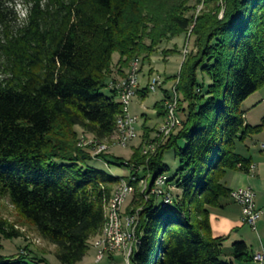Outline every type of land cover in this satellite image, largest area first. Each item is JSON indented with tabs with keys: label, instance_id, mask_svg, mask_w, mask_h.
I'll return each mask as SVG.
<instances>
[{
	"label": "trees",
	"instance_id": "1",
	"mask_svg": "<svg viewBox=\"0 0 264 264\" xmlns=\"http://www.w3.org/2000/svg\"><path fill=\"white\" fill-rule=\"evenodd\" d=\"M20 1L23 18L15 0H0V198L55 247L59 264H78L121 181L89 165L103 161L135 178L126 179L128 214H138L129 264L251 262L242 241L224 254L226 238L212 235L209 209L229 199L227 173L250 171L237 146L264 129V118L250 126L242 110L264 87V0H204L196 17L187 0ZM189 31L193 50L176 86L181 127L158 151L141 157L137 148L126 162L106 161L77 146L76 128L97 141L115 134L122 108L113 93L102 94L111 75L123 78L133 60H148L162 42ZM167 150L181 165L172 178L162 162ZM162 175L178 191L167 206L150 195ZM18 238L0 218V241ZM27 260L48 264L0 254V264Z\"/></svg>",
	"mask_w": 264,
	"mask_h": 264
},
{
	"label": "rangeland",
	"instance_id": "2",
	"mask_svg": "<svg viewBox=\"0 0 264 264\" xmlns=\"http://www.w3.org/2000/svg\"><path fill=\"white\" fill-rule=\"evenodd\" d=\"M16 1V13L23 18L25 15L24 8L22 6V2L20 0ZM188 7H193L190 11V14L193 13L196 17L200 11L204 8V0H187ZM190 39V31L187 35H181L179 37L170 38L167 41L162 42L156 48V52L152 54V56L141 62V58H138L140 62V72L138 76V88L136 90L135 96L131 99L128 110L131 116H135L137 118L134 128L136 133V138L128 144V147L121 148L115 144L114 135L109 139H105L102 141H97L93 138L92 135L87 133H83L80 129L76 128V132L78 134V145L79 147H83L84 149L91 150L92 157H97L95 152V145H105L107 150L100 155H105L108 158L106 161H115V159H121L126 162L130 159L135 149H139V155L141 157L143 151L145 150V145L148 142H153L157 145L160 138L157 139L156 132L160 129L163 124L165 114L164 110V100L165 96L169 93L171 86L174 83L178 82L177 75L179 73L180 66L184 61L185 57L190 53L192 49V43ZM117 59V55H113V63H115ZM131 64V63H130ZM115 74V73H114ZM111 75L110 82H118L123 78H118L117 75ZM159 76L162 81L161 89H157L155 92H149L147 90V82L150 76ZM177 79V80H176ZM175 80V81H174ZM177 86V85H176ZM147 91L145 98L139 97L137 95L138 91ZM113 93L115 95L114 101L120 104L117 95L111 91L108 85L106 89L102 91V94L108 97H111ZM167 94V95H166ZM165 95V96H164ZM264 87L256 92L254 95L250 96L243 104L242 110L245 113V119L249 124H258V114H261V118H264ZM178 103V102H177ZM256 103H263L258 106ZM254 104H256L254 107ZM163 105V106H162ZM179 106L177 104V115H178ZM179 117V115H178ZM118 119V118H117ZM116 119V120H117ZM257 119V120H256ZM261 121V119H260ZM256 122V123H254ZM264 129L262 130V132ZM264 133V132H263ZM154 135V136H153ZM82 137V138H81ZM151 137H153L151 139ZM149 138V139H148ZM148 139V141H146ZM151 139V140H150ZM85 140V141H84ZM89 142H88V141ZM93 142V143H92ZM104 142V143H103ZM111 142V143H110ZM143 142V143H142ZM82 143V144H81ZM145 143V145H144ZM147 143V144H146ZM87 144V145H86ZM183 147V144H180ZM88 146V147H87ZM162 146V145H161ZM157 147L158 149L161 147ZM156 148V152L158 151ZM144 149V150H143ZM155 152V153H156ZM99 155V156H100ZM258 156V155H257ZM256 156V157H257ZM163 164L168 168L167 177L172 178L175 173L181 169V165L179 161L175 158L172 150H167L163 153L162 158ZM90 166L100 169L104 172L112 173L113 176L121 178V181L116 186L115 190L118 188L120 183L126 182V179L129 177V170L127 168H118L106 165V162L103 161H92L89 163ZM135 171L140 172V168ZM140 188V187H139ZM170 191L173 195H175L178 191L175 188L169 187ZM114 190V191H115ZM174 190V191H173ZM142 193V189L140 188ZM133 193L125 203L122 205L121 209L122 215L127 216L129 204L131 202V197ZM148 197V196H147ZM230 200V199H229ZM231 201V200H230ZM232 202V201H231ZM131 215H135L138 218L137 211H134ZM0 218L7 221L16 231L20 233V238L13 240H4L0 241L2 249L0 254L5 257H14L17 254L29 255V258H35V260H44L48 264H59L55 258V247L43 241L38 237L36 232L29 227L17 214L15 209L10 205L6 198H0ZM100 234L90 242L89 250L86 253L83 260L78 264H96V250L92 244L100 237ZM229 242L224 245V254H226L229 250ZM112 254H106L105 257L98 263L101 264L106 257H109ZM114 264H126V260H124V256L122 253L115 252L113 253ZM223 259V257H222ZM28 264H31V260L26 261ZM35 264H43V263H35ZM129 264V260H128Z\"/></svg>",
	"mask_w": 264,
	"mask_h": 264
},
{
	"label": "bare ground",
	"instance_id": "3",
	"mask_svg": "<svg viewBox=\"0 0 264 264\" xmlns=\"http://www.w3.org/2000/svg\"><path fill=\"white\" fill-rule=\"evenodd\" d=\"M139 72H140V62L137 59L133 60L131 64L128 66L126 76L123 79L119 80L116 83L110 82L109 84H107L110 90L111 91L113 90V92L117 95L122 108V115L117 119L115 125V134H114L115 144H117L118 140L120 139V131H121L122 141H129L130 143L136 138L134 125L137 118L135 116L130 115V118H132L130 124L128 106L133 96H130V94H119L116 88H112L111 85L112 83L117 84L118 90H127L129 86L130 93L135 95L136 90L138 88ZM147 83L148 84L146 87L149 92H155L157 89H161L162 86V81L160 77L157 75L156 76L151 75L148 78ZM176 85L177 82L171 86L170 90L168 91L169 94L168 95L166 94L167 96L164 95L165 99L162 100V103L164 102L165 113H163V115L165 114V118L160 129L155 131L157 139L158 138L160 139L157 145L154 143L155 141L150 143L148 142V144L146 143L147 145H145L144 143L145 150L143 149L144 151L142 153L143 154L142 156L144 157H149L153 155L156 152V148L163 145V143L168 139L170 134L179 128L177 127V125L181 124L180 119L177 115V110H175L178 104L177 103L178 94L176 90ZM126 101H128V103H126ZM152 138L153 137H151V139ZM148 139H146V141H148ZM121 148H126V147H121ZM106 150H107L106 147L99 149V154H103ZM130 180L134 181L135 178L132 177L130 178ZM137 182L143 192L147 188L146 179L141 178ZM167 184H168L167 177L165 175H162L154 180L152 187H158L159 191H167L169 188ZM131 193H132V186H130L126 182L120 183V185L113 192L111 199L108 201V203L104 208L105 221L101 229V235L95 241V243L92 244L93 247H95V250H102V252H100L99 258H97L96 260L97 262L96 264H98L105 257L106 254H113L115 252L122 253L123 256L125 257L124 260H126V264H128L129 256H128L127 248L133 250V247L136 243V238H135L136 219L135 217H132V215H127V216L122 215L124 213H121V209L123 208L122 205L125 203L127 198L131 196ZM155 197L159 198L162 201L163 206L170 205L173 199L172 194H171V200L169 201H164V198L160 196H155ZM127 221H128V225H127ZM122 236H123V242H122Z\"/></svg>",
	"mask_w": 264,
	"mask_h": 264
},
{
	"label": "crops",
	"instance_id": "4",
	"mask_svg": "<svg viewBox=\"0 0 264 264\" xmlns=\"http://www.w3.org/2000/svg\"><path fill=\"white\" fill-rule=\"evenodd\" d=\"M137 95L139 97L143 96L141 91H138ZM256 104L259 106L263 103ZM256 104H252L253 106L251 107H254ZM260 115L258 114V124L260 123V119H262ZM246 124L250 126L258 125L249 124L247 121ZM263 132L237 146V153L251 161L252 166L250 171L248 173L239 171L229 172L223 179V184L229 191L250 189L254 193L256 208L262 213L261 218L256 222L255 229L252 230L242 222L240 207L229 199L223 202L222 208L209 209L212 235L214 237L226 238L224 245L228 242L230 246L234 242H244L252 256L260 253L264 254V151L260 147L264 142ZM112 255L106 257L101 264H114ZM235 264L258 263L251 261L235 262Z\"/></svg>",
	"mask_w": 264,
	"mask_h": 264
},
{
	"label": "built area",
	"instance_id": "5",
	"mask_svg": "<svg viewBox=\"0 0 264 264\" xmlns=\"http://www.w3.org/2000/svg\"><path fill=\"white\" fill-rule=\"evenodd\" d=\"M111 86L112 88H116L119 94H130V96H135L134 94L130 93L129 86L127 90H118L117 84L112 83ZM126 103H128V101H126ZM175 110H177V108H175ZM129 120L131 124L132 118H130V113H129ZM177 127L180 128L181 125H177ZM128 144H129V141H122L121 131H120V139L118 140V143L116 145H118L119 147H128ZM95 147H96L95 152H94L95 155H99V149L105 148V146L99 145V144L95 145ZM260 147L264 151V142L260 145ZM150 195L163 197L164 201L171 200L170 188H168L167 191H159L158 187H152L150 190ZM229 199L240 207L242 222L248 225L252 230H254L256 222L261 218V215H262L261 211L256 208L254 193L250 189L233 190L229 192ZM132 217H135L136 225H137V222H138L137 216L132 215ZM127 225H128V221H127ZM122 242H123V236H122ZM127 250H128V256H130L132 253V250L128 248ZM100 252H102V250H96V254H97L96 260L97 258H99ZM252 261L258 264H264V254L260 253V254L253 255Z\"/></svg>",
	"mask_w": 264,
	"mask_h": 264
},
{
	"label": "water",
	"instance_id": "6",
	"mask_svg": "<svg viewBox=\"0 0 264 264\" xmlns=\"http://www.w3.org/2000/svg\"><path fill=\"white\" fill-rule=\"evenodd\" d=\"M134 249H135V250L138 249V243H135V245H134Z\"/></svg>",
	"mask_w": 264,
	"mask_h": 264
}]
</instances>
